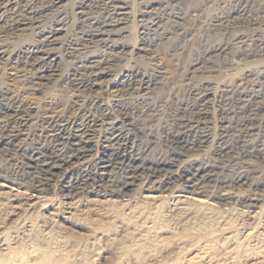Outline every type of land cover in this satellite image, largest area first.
Listing matches in <instances>:
<instances>
[{
	"label": "rangeland",
	"instance_id": "374dc122",
	"mask_svg": "<svg viewBox=\"0 0 264 264\" xmlns=\"http://www.w3.org/2000/svg\"><path fill=\"white\" fill-rule=\"evenodd\" d=\"M11 1L0 9V128L17 144L0 153V264H264V0H123L122 24L102 40L87 33L122 18L109 0ZM42 43L49 71L32 59ZM102 58L98 79L81 67ZM187 123L206 131L183 157L211 170L205 194L174 170L146 172L123 195L96 180L105 148L169 160L165 137ZM53 126L87 129L91 152L43 180L31 155L69 150Z\"/></svg>",
	"mask_w": 264,
	"mask_h": 264
},
{
	"label": "bare ground",
	"instance_id": "6f19581e",
	"mask_svg": "<svg viewBox=\"0 0 264 264\" xmlns=\"http://www.w3.org/2000/svg\"><path fill=\"white\" fill-rule=\"evenodd\" d=\"M7 1V0H6ZM11 1V0H10ZM19 1V0H18ZM123 0H109L107 3H109L112 7V13L115 15H126V6L122 3ZM12 2V1H11ZM81 2V1H80ZM85 2V1H84ZM101 2V1H99ZM145 2V1H144ZM152 3H156V0L151 1ZM5 4V0H0V9L3 7ZM26 4V3H25ZM98 4V3H96ZM108 4V5H109ZM23 5V4H22ZM21 5V6H22ZM81 5V4H80ZM103 5V4H102ZM101 5V6H102ZM144 5V4H143ZM25 6V5H23ZM30 6V5H29ZM28 6V7H29ZM99 6V4L97 5ZM19 7V6H18ZM106 7V6H105ZM109 7V6H108ZM107 7V8H108ZM146 7V5H145ZM31 8V7H30ZM17 10V9H16ZM21 10V8H20ZM11 12V11H10ZM18 13V12H17ZM143 13V12H142ZM149 13V12H148ZM154 13V12H153ZM14 14V12H13ZM15 15V14H14ZM123 15V16H124ZM154 15V14H153ZM18 16V15H17ZM39 16V15H38ZM110 16V15H109ZM16 17V16H15ZM26 17V16H24ZM106 17V16H105ZM27 18V17H26ZM125 18V17H124ZM119 18L115 19L114 17L108 20H103V21H96L93 22L92 28L89 30L87 33V36L95 38H99L97 40H102L105 37H109L112 34H115L117 31L116 28L119 26L121 23V20L124 19ZM142 18V17H141ZM155 18V17H154ZM92 19V18H91ZM26 20V19H25ZM28 20V19H27ZM142 20V19H141ZM11 21V20H10ZM13 21V20H12ZM93 21V20H92ZM125 21V20H123ZM153 21V20H152ZM152 21H150L152 23ZM13 22L16 23V25H23L25 26L26 22L24 21V18H17ZM142 22V21H141ZM59 23V22H58ZM154 23V22H153ZM91 24V23H90ZM27 25V24H26ZM29 25V24H28ZM56 25V24H55ZM12 26V25H11ZM14 27V26H13ZM17 27V26H16ZM23 27V26H22ZM28 27V26H27ZM57 27V26H56ZM20 28V27H19ZM54 29V28H53ZM62 28L57 27L54 30V33H52L47 37V42H52L50 38L54 37V34L59 32ZM146 29V28H145ZM64 30V29H63ZM12 31V30H11ZM38 31V30H37ZM53 31V30H52ZM51 32V31H50ZM148 32V31H147ZM35 33V32H34ZM39 33V32H38ZM85 33V32H84ZM86 34V33H85ZM42 36V35H41ZM84 36V35H83ZM88 37V38H89ZM111 37V36H110ZM45 38V37H44ZM42 40V39H41ZM96 40V41H97ZM87 41V39H86ZM90 41V40H88ZM92 41V40H91ZM95 41V40H94ZM100 42V41H99ZM105 43V42H104ZM49 44V43H48ZM37 45V44H36ZM40 45V44H39ZM43 45V43H42ZM51 45V44H50ZM43 48H39L36 51L34 50V55H33V60L36 65H42V68L46 67L45 71H49L50 68H52L51 64L48 66L49 63H51L54 58H52V49L46 44L43 45ZM55 46V45H54ZM111 46V44H110ZM110 50V49H109ZM32 52V51H31ZM97 54V53H96ZM30 55V54H29ZM29 57V56H28ZM100 58V57H99ZM31 59V58H30ZM108 59V58H107ZM112 59V58H110ZM81 60V59H80ZM106 58L102 59H92L88 60V62L83 65L82 68L84 71L88 72V74H91L94 76L96 79L100 78L103 74L107 73L106 71V66L104 64L110 60H106ZM87 61V60H86ZM31 64V63H30ZM33 65V64H31ZM80 65V64H79ZM34 66V65H33ZM32 66V67H33ZM51 66V67H50ZM54 70V69H53ZM82 70V69H81ZM42 71V70H41ZM80 77L77 79L80 82L84 81V76L87 75L85 72H79ZM50 74V73H49ZM79 75V74H78ZM91 76V77H92ZM77 78V77H76ZM93 78V77H92ZM86 79V78H85ZM78 82V81H77ZM79 82V83H80ZM120 82V81H119ZM83 83V82H82ZM79 85V84H78ZM207 97V93H204L203 95H199L198 100V106H203L204 104H199L200 102H204ZM241 99V98H240ZM242 100V99H241ZM249 100V99H248ZM254 100V99H253ZM256 100V99H255ZM196 102V101H195ZM251 102V101H250ZM244 103V102H243ZM241 105V104H240ZM248 105V104H247ZM8 106V105H7ZM251 106V105H250ZM197 107V106H196ZM252 107V106H251ZM257 107V106H256ZM1 108V107H0ZM199 108V107H198ZM258 108V107H257ZM9 109L6 110L5 113L8 112ZM13 110V109H12ZM3 112V111H2ZM11 112V111H10ZM255 112V111H254ZM244 113V112H243ZM10 115V113H8ZM3 115V114H2ZM1 116V115H0ZM6 116V115H5ZM4 116V117H5ZM19 116V115H18ZM25 116V115H24ZM11 117V116H10ZM245 117V116H244ZM183 121V120H182ZM188 121V120H187ZM20 122V121H19ZM186 122V121H184ZM235 122V121H234ZM247 120L244 118L238 119L235 124L240 126L241 128L247 126L246 124ZM233 123V122H232ZM5 125V124H4ZM21 125V124H20ZM174 125V124H173ZM3 126V125H2ZM4 127V126H3ZM19 127V126H18ZM54 127V126H53ZM66 127V126H64ZM87 127V126H86ZM85 127V128H86ZM49 128V127H48ZM250 128V127H249ZM54 134L53 136L57 137V140L60 144L65 145L67 144L69 146V150L67 153L63 154V157L60 155H56V159H41L40 156H38L39 152L34 151L35 153L31 155V166L35 170L36 173H38L41 177V179H47V176L49 177L50 175L52 176L53 172L55 169L58 167H63V165L75 163L77 161H81L84 159H88L90 156L91 148V139H90V134L88 133L87 129H77V133H70L66 132L65 129L62 127H54ZM239 129V128H238ZM251 129V128H250ZM13 130V129H12ZM68 130V129H67ZM137 130V129H136ZM173 130V129H172ZM204 130V129H203ZM200 129L198 126L191 125L190 123L187 124H182L178 127V129L174 132H168L167 133V147L170 148L171 150V159L169 160H159L156 162L150 161L147 158H143L139 155H129L125 154L122 152V148L119 150L120 143L117 145L118 147H115V145L110 146L108 148H105L103 150L102 155L100 156V159L96 162V167L98 173L96 174L95 178L99 183H108L107 185L111 188L109 189L110 195H123L125 192L129 191L131 187L137 183V180H141L142 175L146 172L150 174H162L163 171L166 170H174L176 173L179 175V178L181 179L182 182H184L188 187L194 188L199 193H204L206 192L204 187L199 186L201 179H205V177L211 176V170L205 166L198 165L196 161L192 158H188L186 160H183V157H185V151L187 149H193L195 146H197L199 143H202L205 141L206 138V131H203ZM240 130V129H239ZM170 131V130H169ZM244 131V130H243ZM17 132V130H16ZM76 132V131H75ZM90 132V131H89ZM140 133V132H139ZM241 133V132H240ZM241 135V134H240ZM20 136V135H19ZM115 137V136H114ZM123 138V137H122ZM126 138V137H125ZM143 138V137H142ZM20 139V138H19ZM111 139V138H110ZM244 139V138H243ZM16 140H17V135L13 131H9L5 128H0V153L3 151L10 152L13 149H16ZM128 140V138H127ZM21 141V140H20ZM118 142V140H117ZM133 142V140H132ZM16 143V144H15ZM59 143L57 145H59ZM125 143V142H124ZM236 143V142H235ZM238 143V142H237ZM129 144V143H128ZM244 144V143H242ZM93 145V144H92ZM106 145V144H105ZM239 145V144H238ZM144 146V145H143ZM146 146V145H145ZM244 146V145H243ZM18 147V145H17ZM22 147V146H21ZM107 147V146H106ZM230 147V146H229ZM58 148V147H57ZM96 148V147H95ZM126 149V148H125ZM147 149V148H146ZM224 149V148H223ZM36 150V149H35ZM168 150V149H167ZM56 151V150H55ZM54 151V152H55ZM67 151V150H66ZM93 151V150H92ZM236 151V150H235ZM242 151V150H241ZM258 151V150H257ZM15 152V151H14ZM13 152V153H14ZM53 152V153H54ZM246 152V151H245ZM58 153V152H57ZM237 153V152H236ZM235 153V154H236ZM3 154V153H2ZM8 154V153H7ZM239 154V153H238ZM247 154V153H246ZM250 154V152H249ZM142 155V154H141ZM15 156V155H14ZM38 156V157H37ZM48 157V156H47ZM49 158V157H48ZM7 159V158H6ZM201 163V162H200ZM90 166V165H89ZM88 166V167H89ZM31 168V167H30ZM115 169H120V176L112 178L109 174L110 171ZM112 169V170H111ZM34 170L32 172H34ZM213 170V169H212ZM238 170V169H237ZM118 171V170H116ZM221 171V170H220ZM87 172V171H86ZM115 172L112 171V173ZM214 173V172H213ZM55 174V173H54ZM88 174V172H87ZM173 175V174H172ZM33 176V175H32ZM36 176V177H37ZM90 176V175H89ZM146 176V175H145ZM93 178V177H92ZM201 178V179H200ZM213 178V177H212ZM85 179V178H84ZM238 179V178H237ZM211 179L209 178V181ZM215 180V177H214ZM220 180V179H219ZM225 180V179H224ZM222 180V185L227 186L228 182ZM213 181V180H212ZM230 181V180H229ZM242 181V180H241ZM35 182V180H34ZM95 182V181H94ZM217 183V182H216ZM38 184V183H37ZM40 184V183H39ZM179 184V183H178ZM136 185V184H135ZM183 185V184H182ZM40 186V185H39ZM207 186V185H206ZM210 187V186H209ZM187 188V187H186ZM228 188V187H227ZM230 188V187H229ZM12 191V190H11ZM208 191V190H207ZM215 192V191H214ZM209 193V192H208ZM7 191L0 192V196H5ZM127 194V193H125ZM205 194V193H204ZM20 195H23L21 193H17L15 196L16 198L19 197ZM155 195V194H154ZM27 196V195H26ZM125 196V195H124ZM205 196V195H204ZM22 197V196H21ZM30 197V196H29ZM36 197V196H35ZM24 198V197H23ZM113 198V197H112ZM20 198L18 201L19 205L26 206L27 208H32L34 207V204L32 201L33 199H23ZM32 199V200H31ZM188 199V198H187ZM22 207V206H21ZM147 225V224H146ZM157 236V235H156ZM137 237V236H136ZM142 237V236H141ZM148 239V238H147ZM144 241V240H143ZM207 243V242H206ZM205 247V246H204ZM202 249V248H201ZM205 250V249H204ZM208 250V249H207ZM210 251V250H209ZM206 253V252H205ZM206 256V255H205ZM210 257V256H209ZM210 261V260H209Z\"/></svg>",
	"mask_w": 264,
	"mask_h": 264
}]
</instances>
